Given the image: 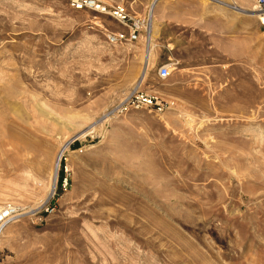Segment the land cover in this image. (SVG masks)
Returning a JSON list of instances; mask_svg holds the SVG:
<instances>
[{
	"label": "rangeland",
	"instance_id": "obj_1",
	"mask_svg": "<svg viewBox=\"0 0 264 264\" xmlns=\"http://www.w3.org/2000/svg\"><path fill=\"white\" fill-rule=\"evenodd\" d=\"M99 1L153 24L139 86L149 35L110 45L126 29L71 0H0V207L24 213L0 264H264L253 0ZM133 89L158 106L117 113Z\"/></svg>",
	"mask_w": 264,
	"mask_h": 264
},
{
	"label": "built area",
	"instance_id": "obj_2",
	"mask_svg": "<svg viewBox=\"0 0 264 264\" xmlns=\"http://www.w3.org/2000/svg\"><path fill=\"white\" fill-rule=\"evenodd\" d=\"M254 6L258 9L259 30L264 37V0H253ZM70 7L75 11H91L103 16H107L120 26L126 29V34L108 33L105 35L106 41L110 45L121 44L125 41L134 43L139 39L147 40L150 32V25L146 20L130 16L121 6L105 5L99 0H71ZM169 76V68L161 66L159 68V78L165 79ZM158 106L157 100L153 96L146 95L133 89L126 95L121 104L117 107V113L126 111H137L143 108ZM19 216L18 209L13 205H3L0 207V233L3 228L12 223Z\"/></svg>",
	"mask_w": 264,
	"mask_h": 264
},
{
	"label": "bare ground",
	"instance_id": "obj_3",
	"mask_svg": "<svg viewBox=\"0 0 264 264\" xmlns=\"http://www.w3.org/2000/svg\"><path fill=\"white\" fill-rule=\"evenodd\" d=\"M250 13H252V14H255V16L254 17H256L257 18V20H258V22H259V18H258V15H256V13H258V9L256 8V7H254L253 8V10H251V12ZM151 23V24H150ZM149 25H150V33H149V40H147V44L145 45L146 46V48H147V51L145 52V57H144V62H143V67H142V70H141V72H140V80H139V82H138V84L136 85V86H139L140 85V82H143L144 81V79H145V75H146V71H147V69H148V66H149V60H150V53H151V50H152V46H151V43H152V39H151V32H152V26H153V24H152V22H151V20H149ZM258 30V29H257ZM259 32H260V30H258ZM138 88V87H137ZM136 88V89H137ZM135 89V90H136ZM24 214V213H23ZM23 214H19V216L20 215H23ZM18 216V217H19ZM9 225V224H8ZM7 226V225H6ZM5 226V227H6ZM4 227V228H5ZM3 228V229H4ZM3 231V230H2ZM2 233V232H1ZM1 233H0V236H1Z\"/></svg>",
	"mask_w": 264,
	"mask_h": 264
}]
</instances>
